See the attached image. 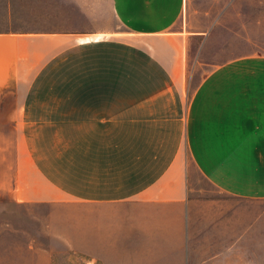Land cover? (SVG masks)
Segmentation results:
<instances>
[{"label": "crops", "instance_id": "0c3cea01", "mask_svg": "<svg viewBox=\"0 0 264 264\" xmlns=\"http://www.w3.org/2000/svg\"><path fill=\"white\" fill-rule=\"evenodd\" d=\"M110 11L99 30H0L59 44L31 78L84 80L65 87L79 98L0 99V198L83 206L84 264H264V0ZM191 170L221 196H191ZM3 240L0 264H50Z\"/></svg>", "mask_w": 264, "mask_h": 264}, {"label": "rangeland", "instance_id": "374dc122", "mask_svg": "<svg viewBox=\"0 0 264 264\" xmlns=\"http://www.w3.org/2000/svg\"><path fill=\"white\" fill-rule=\"evenodd\" d=\"M12 5V18L8 20V3ZM37 8L41 19L37 20ZM114 24L110 0H0V30L9 27H60L62 30H99ZM261 34V33H260ZM262 36V35H261ZM261 38V37H259ZM264 38V36H262ZM59 44L14 41L0 43V99H62L79 98L69 95L70 79L83 83V76L69 77L53 74L31 78L37 65L32 57H43ZM11 51H10V50ZM196 77H193L194 80ZM30 79H35L32 91L27 92ZM22 86L23 91H15ZM191 196L219 198L221 195L197 172L191 170ZM53 212L52 215H49ZM10 228L13 235L0 233V242L30 243L50 248L39 257L50 264H84L83 233L84 208L76 205L18 204L7 196L0 198V229ZM77 248L78 250H73ZM30 259L32 253H29ZM46 263V262H45Z\"/></svg>", "mask_w": 264, "mask_h": 264}]
</instances>
